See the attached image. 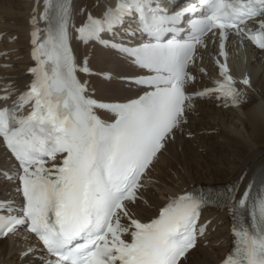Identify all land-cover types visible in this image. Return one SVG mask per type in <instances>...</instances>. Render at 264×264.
Wrapping results in <instances>:
<instances>
[{
	"label": "snow or ice",
	"instance_id": "6c2138e0",
	"mask_svg": "<svg viewBox=\"0 0 264 264\" xmlns=\"http://www.w3.org/2000/svg\"><path fill=\"white\" fill-rule=\"evenodd\" d=\"M174 7L166 0H111L98 15L81 9L79 27L71 23L70 0H43L38 14L32 9L35 63L27 71L33 78L23 91L9 85L0 95V143L18 162L15 176L6 178L17 182L23 198L18 208L0 201V239L23 230L26 241L35 239L46 252L44 264H184L207 231L199 223L201 210L222 197L234 218V246L220 264H264V187L256 197L251 184L242 191L233 185L216 197L185 191L147 222L131 211L153 163L186 123L194 98L214 95L225 106L245 99L219 60L222 79L187 92L195 79L190 67L198 50L208 47L207 38L219 40L222 57L230 35L264 50V0H194L179 11ZM186 16L194 17L189 38L167 39ZM70 28L76 40L98 43L148 69L152 75L128 80L147 89L143 95L127 102L94 98L79 75L93 73L86 59L77 62ZM137 33L150 42L133 46L125 39ZM241 83L250 81L245 77ZM100 111L111 113V122L101 119ZM35 251L29 247L20 255Z\"/></svg>",
	"mask_w": 264,
	"mask_h": 264
},
{
	"label": "bare ground",
	"instance_id": "6f19581e",
	"mask_svg": "<svg viewBox=\"0 0 264 264\" xmlns=\"http://www.w3.org/2000/svg\"><path fill=\"white\" fill-rule=\"evenodd\" d=\"M98 1L96 7L93 2ZM109 0H76V4L85 5L88 9L100 12L102 6ZM27 0H0V31L17 34V41L12 43L0 42V50L23 45L24 33L27 26V16L31 7ZM80 16V15H78ZM81 49V48H80ZM214 51V48H211ZM235 48L229 49L228 71L233 74L235 85L247 93V101L234 107L228 104L225 109L214 106L213 102H196L192 110L187 113L188 122L182 127V135L177 134L174 140H168L164 152L153 163L148 177L154 183L155 189H147L146 185L140 190L141 198L134 207H131L135 217L146 220L156 212L162 203V197L181 191L192 184H224L238 178L244 170L247 178L251 170L257 166V157H264V58L260 54L248 52L244 60L240 59V68L233 67L236 59ZM112 52L97 47L92 56V66L96 69L91 82L97 89V96L101 99H124L135 95V91L124 88L118 82L106 80L98 73L105 72L127 75L130 68L125 67L119 60H114ZM8 55L10 60H5ZM14 52H8L0 58L1 62H12L13 70L5 69V74L15 78L13 88L17 91L19 86L28 80L25 73L28 60L19 58L13 61ZM228 59V58H227ZM209 70L218 71V66L211 60ZM0 73L2 71L0 69ZM240 75L241 79H238ZM247 77L248 86L241 83ZM213 80L209 75L204 76L200 85H210ZM195 84L194 81L191 83ZM112 93L117 94L112 97ZM191 133L192 137L186 138L185 134ZM222 148V149H220ZM0 166L4 162L1 159ZM167 152V157H166ZM182 165V166H181ZM147 179V178H146ZM149 180V179H148ZM147 180V181H148ZM0 180V190L6 186ZM204 219L209 220V233L207 239L215 244L211 249L199 245L189 252L184 264H214L223 254L228 241V215L225 211L203 213ZM127 223V220H124ZM16 240H25L19 236ZM15 239L0 240V264H19L24 258L20 253L23 247ZM28 239L27 241H29ZM26 241V240H25ZM193 255L189 260L188 258Z\"/></svg>",
	"mask_w": 264,
	"mask_h": 264
},
{
	"label": "rangeland",
	"instance_id": "374dc122",
	"mask_svg": "<svg viewBox=\"0 0 264 264\" xmlns=\"http://www.w3.org/2000/svg\"><path fill=\"white\" fill-rule=\"evenodd\" d=\"M220 149H222V148H220ZM182 166V165H181ZM191 260V259H190Z\"/></svg>",
	"mask_w": 264,
	"mask_h": 264
}]
</instances>
